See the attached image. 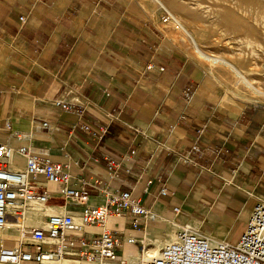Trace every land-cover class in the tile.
Returning a JSON list of instances; mask_svg holds the SVG:
<instances>
[{
    "label": "crops",
    "instance_id": "0c3cea01",
    "mask_svg": "<svg viewBox=\"0 0 264 264\" xmlns=\"http://www.w3.org/2000/svg\"><path fill=\"white\" fill-rule=\"evenodd\" d=\"M149 7L143 0H0V142L68 165L74 180L88 182L91 205L104 203L89 188L95 181L100 190L132 192L161 217L129 232L137 241L164 242L191 225L233 242L264 200V107L219 88ZM79 124L106 129L104 141L73 131ZM196 144L207 157L184 163ZM102 154L128 159L115 181ZM7 163L11 171L26 166L18 154ZM37 182L49 202L10 219L0 232L8 248L18 247L20 228H42L48 215L69 212L79 221L82 206L66 203L44 177ZM126 245L122 256L135 262L139 245Z\"/></svg>",
    "mask_w": 264,
    "mask_h": 264
},
{
    "label": "built area",
    "instance_id": "2783aa9c",
    "mask_svg": "<svg viewBox=\"0 0 264 264\" xmlns=\"http://www.w3.org/2000/svg\"><path fill=\"white\" fill-rule=\"evenodd\" d=\"M167 14L163 23H168ZM24 21V18H21ZM191 98L192 94L187 93ZM63 111H76L73 105L57 103ZM49 129V123H42ZM84 131L98 143L104 141L106 129L95 131L85 124L72 129ZM22 141L25 136L15 134ZM18 154L23 156L26 166L23 171H11L7 161ZM132 151L130 156H134ZM208 150L194 145L184 155L183 162L191 163L192 157L205 158ZM106 164L109 181H115L126 158L114 159L102 154ZM98 163V161H95ZM44 177L47 183L60 188V193L68 204L82 206L79 221L71 213L47 216L44 227L34 229L20 228L21 239L16 248H8L0 242V264H63L68 258L86 264H264V200H259L246 224L245 231L238 242L233 243L208 236L191 225L178 226L177 231L162 243L157 252L150 254V241L142 238L137 241L129 232L145 231L161 217L145 207L132 192L121 189H99L89 185L104 198L101 205L89 204L88 182L74 180L68 165L51 162L33 153L29 147L13 148L0 142V232L6 229L10 219L18 221L28 209L45 207L49 202V192L37 180ZM166 190L161 195H166ZM14 212V216L10 215ZM174 215L180 209L173 210ZM122 218L125 224L111 223L110 219ZM173 223V222H172ZM94 230V232L89 230ZM155 242V241H154ZM153 242V243H154ZM139 245L140 256L137 261H128L122 256L124 244ZM152 244V243H151ZM47 247V250L44 248Z\"/></svg>",
    "mask_w": 264,
    "mask_h": 264
},
{
    "label": "rangeland",
    "instance_id": "374dc122",
    "mask_svg": "<svg viewBox=\"0 0 264 264\" xmlns=\"http://www.w3.org/2000/svg\"><path fill=\"white\" fill-rule=\"evenodd\" d=\"M143 2L156 15L163 18L171 15L168 23L164 24L174 29V38L187 46L189 55L207 69L209 77L219 88L264 107V0H164L166 9L160 8L155 0ZM176 14L185 28L194 33L201 50L216 57L215 60L205 58L196 50L190 37L178 28ZM217 58L237 64L259 91L255 92L241 83ZM215 72L219 79L215 78ZM244 231L245 227L239 228L233 243L239 241ZM10 233L16 236L14 232ZM162 243H150L149 248L158 250Z\"/></svg>",
    "mask_w": 264,
    "mask_h": 264
},
{
    "label": "bare ground",
    "instance_id": "6f19581e",
    "mask_svg": "<svg viewBox=\"0 0 264 264\" xmlns=\"http://www.w3.org/2000/svg\"><path fill=\"white\" fill-rule=\"evenodd\" d=\"M155 2L160 6V7H162L163 9L166 7L165 5H164V0H155ZM168 7V6H167ZM166 9V8H165ZM228 11V10H227ZM228 12H230V11H228ZM176 13V12H175ZM175 21H176V24H177V26H178V28H180L186 35H188L189 37H190V39L192 40V42H193V44H194V47L196 48V50H198V52L202 55V56H204L205 58H207V59H210V60H215L216 59V57H214V56H212V55H209V54H206L205 52H203L202 50H201V48H200V46H199V44L195 41V37H194V33L193 32H191L190 30H188V29H186L185 28V24H182V22H181V20H179L178 19V17H177V14L175 15ZM192 30V29H191ZM193 31V30H192ZM217 60H220L222 63H224L227 67H229L231 70H232V72H233V74H234V76L236 77V78H238L239 79V81L241 82V83H245L247 86H249L251 89H253L255 92H257V91H259V90H257L254 86H253V80L252 81H250V80H248L247 78H246V75L244 74V71H242V69L241 68H239V66L237 65V64H235V63H232V62H230V61H227V60H224V59H219V58H217ZM236 80V79H235ZM259 93V92H258ZM263 93V92H262ZM264 94V93H263ZM259 96V95H258ZM10 225V224H9ZM21 226H22V224H21ZM24 227V226H23ZM19 234H21V233H19ZM126 247H132L130 244H127L126 245ZM125 247V248H126ZM157 252V250L156 249H152V251H150V254L151 255H153L154 256V254ZM67 262H76V263H78V261L77 260H72V259H69V260H66ZM66 261H64V262H66ZM63 262V263H64Z\"/></svg>",
    "mask_w": 264,
    "mask_h": 264
}]
</instances>
